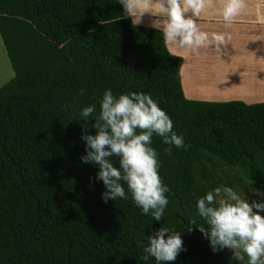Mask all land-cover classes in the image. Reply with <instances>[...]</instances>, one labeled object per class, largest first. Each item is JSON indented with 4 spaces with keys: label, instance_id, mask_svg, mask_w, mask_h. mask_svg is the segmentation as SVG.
I'll return each mask as SVG.
<instances>
[{
    "label": "trees",
    "instance_id": "obj_1",
    "mask_svg": "<svg viewBox=\"0 0 264 264\" xmlns=\"http://www.w3.org/2000/svg\"><path fill=\"white\" fill-rule=\"evenodd\" d=\"M0 34L15 72L0 89V264H156L142 256L160 227L184 231L167 264H235L196 228V202L221 185L264 194V103L187 99L164 31L133 24L118 0H0ZM107 89L150 95L184 137L171 154L152 137L169 188L160 222L130 193L105 203L97 166L80 161L95 132L79 112L95 104V119Z\"/></svg>",
    "mask_w": 264,
    "mask_h": 264
},
{
    "label": "clouds",
    "instance_id": "obj_2",
    "mask_svg": "<svg viewBox=\"0 0 264 264\" xmlns=\"http://www.w3.org/2000/svg\"><path fill=\"white\" fill-rule=\"evenodd\" d=\"M124 15L131 17L133 24L142 22L146 14L162 17L155 20L153 27L164 31L165 42L180 49L198 52L201 48L217 47L226 43L224 34L202 31L197 23L206 10L212 7L209 0H118ZM245 7L243 0H222L219 15L231 24ZM191 12V17L186 14ZM96 112V105L83 107L79 116L85 121L83 132L88 133L89 120L95 134H82L85 154L82 164L97 166L94 178L103 183L105 191L102 200L131 199L142 215L151 214L154 221L165 218L169 199L165 195L169 188L158 174V153L150 145L153 135L162 138L172 148L185 147L184 137L173 131V121L159 107L153 98L143 92H132L114 96L111 89L103 93L99 115L89 119ZM139 130V131H138ZM113 157H118L119 166ZM126 186V187H125ZM264 196V194L258 193ZM197 214L207 227L199 231L209 241L213 253L224 249L232 252L235 264H264V201L251 203L233 187L221 185L208 191L196 202ZM190 223L188 232L193 230ZM167 227H160L147 237L142 260L154 258L156 264L176 261L184 251L182 233Z\"/></svg>",
    "mask_w": 264,
    "mask_h": 264
},
{
    "label": "crops",
    "instance_id": "obj_3",
    "mask_svg": "<svg viewBox=\"0 0 264 264\" xmlns=\"http://www.w3.org/2000/svg\"><path fill=\"white\" fill-rule=\"evenodd\" d=\"M209 2L212 7L197 18L198 26L209 34H224L226 43L219 48H201L198 52L168 44L169 51L184 60L181 76L187 99L264 103V0H243L245 7L231 24L219 15L222 0ZM191 15V12L186 14ZM162 19L146 14L138 25L157 29L152 26L153 22Z\"/></svg>",
    "mask_w": 264,
    "mask_h": 264
},
{
    "label": "rangeland",
    "instance_id": "obj_4",
    "mask_svg": "<svg viewBox=\"0 0 264 264\" xmlns=\"http://www.w3.org/2000/svg\"><path fill=\"white\" fill-rule=\"evenodd\" d=\"M15 78V72L12 68L10 59L8 57L7 51L4 46V42L2 39V36L0 34V89H2L5 85H7L9 82H11ZM250 82L248 83V85ZM257 88V87H256ZM236 100H241V98H236ZM259 101V100H256ZM260 103V102H257ZM260 193L259 191L251 192L249 194H245V197L249 200L251 203L252 201H263L260 197L261 195H258ZM243 195V193L241 194ZM264 215V213H261Z\"/></svg>",
    "mask_w": 264,
    "mask_h": 264
}]
</instances>
